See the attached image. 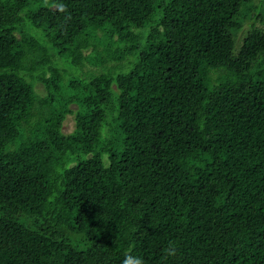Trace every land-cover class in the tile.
<instances>
[{
	"label": "trees",
	"instance_id": "trees-1",
	"mask_svg": "<svg viewBox=\"0 0 264 264\" xmlns=\"http://www.w3.org/2000/svg\"><path fill=\"white\" fill-rule=\"evenodd\" d=\"M248 2L0 0V264H264Z\"/></svg>",
	"mask_w": 264,
	"mask_h": 264
},
{
	"label": "rangeland",
	"instance_id": "rangeland-1",
	"mask_svg": "<svg viewBox=\"0 0 264 264\" xmlns=\"http://www.w3.org/2000/svg\"><path fill=\"white\" fill-rule=\"evenodd\" d=\"M249 5H247L248 7L245 6V4L243 3V6H245L246 8H252V11H250L249 16L252 13H260L259 11L261 10V6H263L264 4V0H248ZM237 40L235 41V45H237ZM36 90L40 93L43 94L44 90L42 88V86L40 84H36ZM74 127V121L73 118L71 116H68L64 122H63V127L62 130L63 132H70L72 131Z\"/></svg>",
	"mask_w": 264,
	"mask_h": 264
},
{
	"label": "clouds",
	"instance_id": "clouds-1",
	"mask_svg": "<svg viewBox=\"0 0 264 264\" xmlns=\"http://www.w3.org/2000/svg\"><path fill=\"white\" fill-rule=\"evenodd\" d=\"M177 251V246L174 241H169L164 249L165 258L175 256ZM121 264H145L144 259L141 256H133L130 253H126Z\"/></svg>",
	"mask_w": 264,
	"mask_h": 264
}]
</instances>
